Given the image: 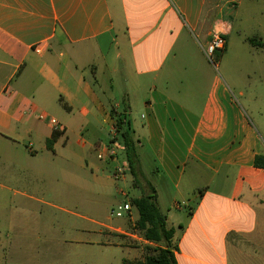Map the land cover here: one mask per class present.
Instances as JSON below:
<instances>
[{"label":"crops","instance_id":"crops-1","mask_svg":"<svg viewBox=\"0 0 264 264\" xmlns=\"http://www.w3.org/2000/svg\"><path fill=\"white\" fill-rule=\"evenodd\" d=\"M245 1L0 0V165L39 177L50 150L84 125L97 157L103 131L114 132L112 110L125 113L140 171L175 230L177 264H264L261 104L205 54L222 35L221 61L235 31L264 50V0ZM42 116L62 127L52 149L55 129ZM103 161L117 168L124 151ZM100 226L78 232L79 247H126L135 255L123 264L152 245L129 224ZM48 232L11 223L0 264H50L63 237Z\"/></svg>","mask_w":264,"mask_h":264},{"label":"rangeland","instance_id":"rangeland-1","mask_svg":"<svg viewBox=\"0 0 264 264\" xmlns=\"http://www.w3.org/2000/svg\"><path fill=\"white\" fill-rule=\"evenodd\" d=\"M248 5L252 6V0L245 1L244 6ZM230 48L231 52L221 61L217 58L215 66L223 75H227L226 71L233 73L234 80L246 89L249 100L257 94V103L261 104L258 110L264 117V50L253 46L251 49L236 31ZM248 110L252 114V109ZM258 125L264 137V125L260 122ZM79 127V135L69 144L59 142L50 150L45 162L47 169L39 177L14 166L0 165V241L6 239L4 232L11 223L32 229L46 228L49 234L63 237L62 251L54 257L49 255L50 264H122L123 257L133 258L135 254L126 247L94 250L79 247L76 242L84 235L78 232L106 230L100 225L126 228L129 224L134 229L138 213L133 206L131 213H125L123 218L112 216L111 212L125 202L132 204L143 191L134 187L129 171L116 180L115 166H106L85 145V142L93 145L98 139L86 131L85 125ZM115 136L108 129L103 131L100 142L111 146ZM4 168L13 172V180L2 173ZM17 191L19 194H15ZM21 193L33 195L35 199ZM133 246L138 245L133 243Z\"/></svg>","mask_w":264,"mask_h":264},{"label":"trees","instance_id":"trees-1","mask_svg":"<svg viewBox=\"0 0 264 264\" xmlns=\"http://www.w3.org/2000/svg\"><path fill=\"white\" fill-rule=\"evenodd\" d=\"M249 41L255 43L254 38L249 39ZM112 115L115 121L116 140L124 146V155L129 164V172L133 177V185L143 191V195L134 198L131 204L138 213L134 232L152 244L145 246L142 259L124 260L123 264H177L172 247L175 230L168 228L167 217L160 210L157 202V192L140 171L136 149L137 142L133 136L129 119L125 113L117 114L113 110ZM61 135L58 131L53 132L48 141L50 149L53 148L54 143ZM255 167L264 169V155L256 156Z\"/></svg>","mask_w":264,"mask_h":264},{"label":"built area","instance_id":"built-area-1","mask_svg":"<svg viewBox=\"0 0 264 264\" xmlns=\"http://www.w3.org/2000/svg\"><path fill=\"white\" fill-rule=\"evenodd\" d=\"M226 47V38L222 35H215L210 41L205 49V54L210 62L217 66L216 60L221 55ZM39 52V50H38ZM42 119H48L46 116H42ZM51 126L54 127L55 131L61 132L62 127L55 118L48 119ZM114 133L116 134V129L114 127ZM115 139L113 140L111 146H105L103 150L98 151L97 158L99 160H111L117 158L120 152L118 150L124 151V146ZM129 170V164L127 161L123 162L121 166L114 170V177L116 180H120L126 172ZM125 195V194H124ZM132 211V205L130 202H125L123 205H119L117 208L112 209L111 215L117 218H123L125 213L130 214Z\"/></svg>","mask_w":264,"mask_h":264}]
</instances>
